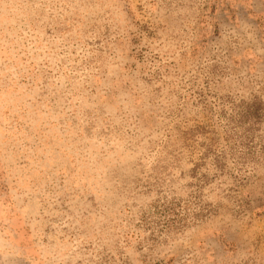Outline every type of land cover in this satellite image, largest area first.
Segmentation results:
<instances>
[{"label": "rangeland", "instance_id": "rangeland-1", "mask_svg": "<svg viewBox=\"0 0 264 264\" xmlns=\"http://www.w3.org/2000/svg\"><path fill=\"white\" fill-rule=\"evenodd\" d=\"M0 264H264V0H0Z\"/></svg>", "mask_w": 264, "mask_h": 264}]
</instances>
